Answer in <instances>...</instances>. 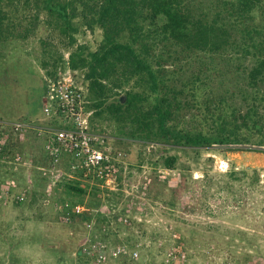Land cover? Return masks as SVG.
Instances as JSON below:
<instances>
[{
    "label": "trees",
    "instance_id": "1",
    "mask_svg": "<svg viewBox=\"0 0 264 264\" xmlns=\"http://www.w3.org/2000/svg\"><path fill=\"white\" fill-rule=\"evenodd\" d=\"M219 3L222 13L225 11L234 17L235 24H228L221 17V11L211 18L208 12H200L188 0H0V51L11 42L29 39L38 30H46L41 44L54 49V53L48 54L49 60L42 62L45 69L52 66L47 71L48 78L58 79L69 69L78 77L76 81L82 79L87 89V109L94 110L93 122L105 119L116 126L111 136L114 137V151L120 156V164H116L120 183L127 153H122L116 144L126 139L158 145L163 153L152 164L171 171L177 169L179 161L176 154H169L172 148L188 155L192 152L199 155L203 151L201 147L220 152L264 154V24L246 25L254 20L259 10L264 11V0H219ZM97 30H100L101 39L95 49L79 43L78 35L82 32L96 34ZM231 50L254 60L249 69H243L242 82L236 78L238 84L233 90L209 86L199 71L182 80L176 70L166 68L167 63L180 61L174 56L178 51L220 55L230 54ZM64 53L69 54L68 59L64 60ZM38 107L40 103L35 106ZM0 138H5V147L0 151V172L7 175L11 173L8 158L17 153L22 155V151L15 147L14 136L5 137L0 132ZM46 157L47 166L57 169L47 154ZM62 169L67 172L68 164ZM159 178L168 187L164 188L170 190L172 197L165 203L173 210L177 194L186 188V173L180 172L174 179L160 174ZM66 180L68 192L86 194L90 189L98 199L109 195L107 200L112 201L110 196L114 191ZM117 189L122 193L121 184ZM7 195L12 201L10 192ZM14 201L20 205L25 198L20 201L15 197ZM116 203L118 201L113 202ZM76 204L83 203L62 200V219L77 227L85 222L90 225L95 219L101 235L98 246L102 251L90 257L81 247L76 263L97 260L104 264L115 258L119 264H155L150 250L147 258L138 257V247L131 243L134 239L131 236L120 241L131 244L130 253L120 252L114 256L113 250H109L114 243L109 242L111 236L118 239L122 226L129 227L126 208L121 214L113 215L117 229L112 230L110 218L105 214L92 216L85 212L75 216L71 210ZM2 207L0 197V209ZM67 215H70L68 220ZM130 222L137 228L143 227L131 217ZM191 227L187 230L190 237L174 227L170 234L179 233V237L174 240V250L168 258L177 261L185 253L186 261L193 258L188 248L194 245L200 233L196 225ZM141 232L146 234L145 229ZM150 236L157 241L162 234L153 230ZM243 236L248 235L243 233ZM100 254L106 255L105 260H99ZM235 258L238 260L234 264H264L258 252L255 255L248 251L233 254Z\"/></svg>",
    "mask_w": 264,
    "mask_h": 264
},
{
    "label": "rangeland",
    "instance_id": "2",
    "mask_svg": "<svg viewBox=\"0 0 264 264\" xmlns=\"http://www.w3.org/2000/svg\"><path fill=\"white\" fill-rule=\"evenodd\" d=\"M188 1L200 12H208L211 18L221 11V17L228 24H235L234 17L225 11L222 13L219 0ZM263 13L259 10L254 20L246 25L264 24ZM45 31L40 29L29 39L11 42L0 51V118L41 122L44 82L48 79L47 71L52 69V66L45 69L42 62L49 60V53H54V49H50L52 46L43 47L41 44ZM100 39V30L96 34L82 32L78 35L79 43H85L91 49L97 47ZM228 53L197 55L178 51L174 56L180 61L167 63L166 68L176 70L182 80L199 71L209 86L233 90L236 78L242 82L243 69H249L254 60L235 53V50ZM68 57L69 54L64 53V60ZM81 81H76L77 85L87 90ZM39 103L40 107L35 108ZM93 123L109 135L115 133L116 126L109 120ZM37 135L38 132L32 130L22 139L14 136L15 147L22 151V165H10L11 173L7 175L0 172L3 202L0 209V264H81L75 262L81 247L90 257L102 252L98 246L101 235L96 229L97 221L93 219L90 225L85 222L79 227L71 226L62 219V200L82 202L92 211V216L105 214L110 218L112 230L117 229L113 215L121 214L126 208L129 227L122 226L118 239L111 236L109 242L114 243L109 250L121 248L122 254L130 253L131 244L122 242L131 236L134 238L131 243L138 247V257L144 255L147 258L150 250L155 264H234L240 257L233 259V254L246 251L253 255L258 252L264 258L263 153L220 152L201 147L203 151L199 155L194 152L188 155L172 148L169 154H176L179 161L177 169L171 171L153 166L163 153L158 145L126 139L116 144L127 156L123 162L122 181L117 184L122 185L123 191L116 189L110 196L113 202L118 201L113 204L107 200L109 195L98 199L90 189L86 194L68 192L67 178L59 176L56 168L47 166L44 143ZM180 172L186 173V188L177 194V205L170 210L165 202L172 196L159 175L174 179ZM9 192L12 201L6 198ZM21 196L25 202L18 205L14 200ZM130 217L143 227L130 224ZM192 225H196L200 233L194 245L188 248L193 258L186 261V253L177 261L168 258L179 237V233L171 236L174 227L190 237L187 230ZM127 228L133 233L130 234ZM142 229L146 234L141 232ZM166 229L169 230L167 233ZM153 230L162 234L157 241L150 236ZM237 230L248 236L238 234ZM82 264L100 263L91 260ZM104 264L119 262L112 258Z\"/></svg>",
    "mask_w": 264,
    "mask_h": 264
},
{
    "label": "built area",
    "instance_id": "3",
    "mask_svg": "<svg viewBox=\"0 0 264 264\" xmlns=\"http://www.w3.org/2000/svg\"><path fill=\"white\" fill-rule=\"evenodd\" d=\"M45 82L41 122L0 119V132L5 137L10 134L22 139L25 133L35 130L50 162L58 166L59 176L66 175L81 186L96 185L103 190L116 191L119 182L116 164H120V156L114 151L112 136L95 128L94 110L87 109V90L77 85L69 69L60 78H48ZM4 147L5 138H0V151ZM22 160L17 153L8 158L7 164L22 165ZM64 164H68L67 172L62 169ZM17 200L23 201L24 197ZM71 212L75 216L92 213L84 204H76ZM68 219L70 215L66 216ZM122 251L117 248L114 256ZM104 255L99 260H105Z\"/></svg>",
    "mask_w": 264,
    "mask_h": 264
},
{
    "label": "water",
    "instance_id": "4",
    "mask_svg": "<svg viewBox=\"0 0 264 264\" xmlns=\"http://www.w3.org/2000/svg\"><path fill=\"white\" fill-rule=\"evenodd\" d=\"M124 101V97L121 98Z\"/></svg>",
    "mask_w": 264,
    "mask_h": 264
}]
</instances>
